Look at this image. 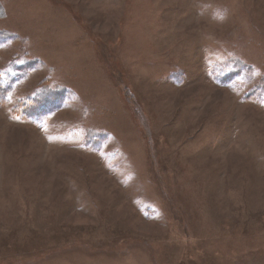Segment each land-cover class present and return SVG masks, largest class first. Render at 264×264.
Masks as SVG:
<instances>
[{"label": "rangeland", "instance_id": "obj_1", "mask_svg": "<svg viewBox=\"0 0 264 264\" xmlns=\"http://www.w3.org/2000/svg\"><path fill=\"white\" fill-rule=\"evenodd\" d=\"M13 59L0 264H264V0H0Z\"/></svg>", "mask_w": 264, "mask_h": 264}, {"label": "trees", "instance_id": "obj_2", "mask_svg": "<svg viewBox=\"0 0 264 264\" xmlns=\"http://www.w3.org/2000/svg\"><path fill=\"white\" fill-rule=\"evenodd\" d=\"M24 60L25 59H21L18 63L14 60L7 65L5 70L0 71V103L7 100L8 95L15 88L25 72L24 69L29 67V64L26 65ZM241 66L243 67L244 65L241 64ZM50 88V85H42L38 87L33 91V97L29 101L27 99L25 103H22V106L25 107V109L31 110L29 112H31L32 115L41 116L50 113L63 101L64 95L63 89L57 87L52 90V96L48 97V95H50L48 93ZM93 138H97V132H90L86 138V143H91Z\"/></svg>", "mask_w": 264, "mask_h": 264}]
</instances>
